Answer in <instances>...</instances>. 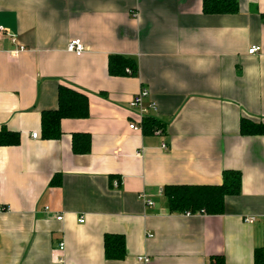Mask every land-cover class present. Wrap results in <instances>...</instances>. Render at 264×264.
<instances>
[{
	"label": "crops",
	"instance_id": "obj_1",
	"mask_svg": "<svg viewBox=\"0 0 264 264\" xmlns=\"http://www.w3.org/2000/svg\"><path fill=\"white\" fill-rule=\"evenodd\" d=\"M236 2V14L204 15L202 0H0L15 37L0 40V128L20 134L0 147V264H253L264 135L241 136L239 123L264 125V0ZM73 39L79 57L66 50ZM112 55L133 59L137 76H108ZM60 86L87 96L88 117L43 140L41 113L56 109ZM142 88L161 135L128 128ZM74 134L91 137L88 154H73ZM225 170L241 188L223 215L169 213L165 186L220 185ZM105 235L124 238L123 261L105 259Z\"/></svg>",
	"mask_w": 264,
	"mask_h": 264
},
{
	"label": "trees",
	"instance_id": "obj_2",
	"mask_svg": "<svg viewBox=\"0 0 264 264\" xmlns=\"http://www.w3.org/2000/svg\"><path fill=\"white\" fill-rule=\"evenodd\" d=\"M204 15H233L238 12L236 0H202ZM129 70V73L126 72ZM107 73L110 77H135L138 69L131 58L112 55L108 58ZM88 117V98L74 89L60 86L57 93V107L41 113L40 132L43 140L56 141L62 136L60 122L64 119L80 120ZM165 131V124L149 116L141 123V133L145 136L154 132ZM241 136L264 135V125L241 119L239 123ZM20 144V134L0 128V147H14ZM72 152L86 155L90 152L91 137L88 134H74L71 139ZM220 185H169L163 188L167 209L170 214H196L218 216L225 213L226 199L238 196L241 188V174L225 170L221 174ZM126 256L124 238L120 235L104 236V257L107 261H123ZM210 264H224L222 257L212 258ZM253 264H264V251L256 249Z\"/></svg>",
	"mask_w": 264,
	"mask_h": 264
},
{
	"label": "built area",
	"instance_id": "obj_3",
	"mask_svg": "<svg viewBox=\"0 0 264 264\" xmlns=\"http://www.w3.org/2000/svg\"><path fill=\"white\" fill-rule=\"evenodd\" d=\"M2 39H7L9 40L12 44L15 43V37L13 35H11L6 29H4L3 27L0 26V40ZM19 51H22L23 48H19ZM69 53L74 54L75 56L79 57L80 55H82L83 51H84V46L82 44V42L79 39H73L71 40L68 45H67V49H66ZM259 48L257 47H252L251 49H249L248 54L249 55H255L256 53L259 52ZM127 73H129V70H126ZM149 98V92L147 89L142 88L140 89V91L135 94L133 96V98L131 99V101L129 102V107L130 109H132L134 111L135 117L137 118V122H133L129 124V129L132 131H141V123L143 121L144 118L149 117L150 114L152 112H154L156 110L155 105L148 101ZM154 135H161V131H156L154 132ZM32 139H37L38 135L37 134H32L31 135ZM162 149H166V144L162 143L161 145ZM140 198L146 203L147 206L151 207L153 206V203L151 201H149L146 198L145 194H141ZM3 208L0 207V211H2ZM47 210V209H46ZM200 215H204V212L201 211L199 213H196L194 215L186 213L184 214V216L189 217V216H200ZM62 217H56L57 221H61ZM248 223H252L253 219H246L245 220ZM79 223H83V220L80 219ZM64 249V244L60 243L59 244V250L63 251ZM137 264H149L150 263V259L147 256H139L136 259Z\"/></svg>",
	"mask_w": 264,
	"mask_h": 264
}]
</instances>
